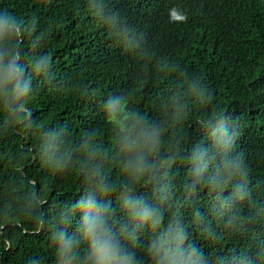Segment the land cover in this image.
<instances>
[{"label": "clouds", "instance_id": "1", "mask_svg": "<svg viewBox=\"0 0 264 264\" xmlns=\"http://www.w3.org/2000/svg\"><path fill=\"white\" fill-rule=\"evenodd\" d=\"M84 16L136 62L132 86L101 102L108 143L100 126L76 136L67 123L36 122L30 102L39 88L84 102L95 101L99 89L58 74L51 53L40 51L51 24L41 28L36 14L0 7V141H22L6 149L11 174L0 179V245L12 249L17 230H47L54 264H264V181L254 179L239 147V118L216 104L199 75L160 54L113 0H86ZM167 18L189 19L175 5ZM152 82L162 87L152 110H142L136 101ZM193 125L202 137L196 142ZM26 160L38 163V179ZM73 175L79 195L49 200L53 188L60 195L55 182Z\"/></svg>", "mask_w": 264, "mask_h": 264}, {"label": "trees", "instance_id": "2", "mask_svg": "<svg viewBox=\"0 0 264 264\" xmlns=\"http://www.w3.org/2000/svg\"><path fill=\"white\" fill-rule=\"evenodd\" d=\"M114 6L126 11L147 34L160 54L179 63L191 74L199 75L212 90L215 102L233 119L240 120L241 150L249 155L254 179L264 181V0H113ZM86 0H0L25 18L36 14L41 28L52 30L40 51L51 53L58 74L98 86L99 96L84 102L72 93L59 94L41 87L32 96L30 107L39 125L67 123L73 134L100 126L101 140L110 141L103 128L102 100L109 94L131 87L136 76V62L116 47L110 46L103 29L84 16ZM179 6L188 14V22L171 24L167 9ZM27 49V42L24 45ZM161 84L145 86L137 104L152 110L153 99ZM192 142L202 137L195 125L190 129ZM38 133L31 134L35 143ZM12 137L0 141V179L11 174L6 158L9 144H21ZM28 174L38 179V163L26 160ZM115 174V170H113ZM60 195L53 188L48 199L74 200L81 191L77 177L58 179ZM12 249L0 245V264H27L32 256L43 264H54L47 230L38 235H20ZM206 251H210L206 249Z\"/></svg>", "mask_w": 264, "mask_h": 264}]
</instances>
